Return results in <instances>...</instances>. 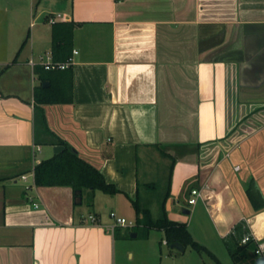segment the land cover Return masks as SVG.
Here are the masks:
<instances>
[{
  "label": "crops",
  "instance_id": "1",
  "mask_svg": "<svg viewBox=\"0 0 264 264\" xmlns=\"http://www.w3.org/2000/svg\"><path fill=\"white\" fill-rule=\"evenodd\" d=\"M75 49L73 101L37 105L41 62ZM59 139L119 189L92 193L98 223L71 185L26 188ZM249 183L264 198V0H0V264H185L135 199L153 219L188 208V227L201 203L220 238L245 221L264 239ZM128 204L135 225L110 229Z\"/></svg>",
  "mask_w": 264,
  "mask_h": 264
},
{
  "label": "trees",
  "instance_id": "2",
  "mask_svg": "<svg viewBox=\"0 0 264 264\" xmlns=\"http://www.w3.org/2000/svg\"><path fill=\"white\" fill-rule=\"evenodd\" d=\"M70 54L66 55V59ZM70 68L67 69H44L41 73V82L34 88V100L37 105L47 103L73 101V85ZM48 82V85H43ZM65 147L58 153L41 159L34 167V181L36 185H71L73 188L75 204L82 203L84 193L96 189L114 194L119 189L108 182L103 173L93 164L82 158L73 147L58 140ZM247 193L255 208L264 206V198L259 189L253 183H249ZM137 215H144V224L149 227H161L165 232L168 245L180 242L185 247L191 245L198 251H206L214 255L205 245L194 239L186 223L171 221L164 215L160 219H153L148 208L142 207L137 199L133 201ZM138 220L139 217H138ZM140 222L138 221L137 224ZM249 232L246 222H238L233 230L224 238L229 254L236 264H264V257L255 253L256 243L250 240L241 243V237ZM215 256V255H214ZM216 264H223L217 257Z\"/></svg>",
  "mask_w": 264,
  "mask_h": 264
},
{
  "label": "rangeland",
  "instance_id": "3",
  "mask_svg": "<svg viewBox=\"0 0 264 264\" xmlns=\"http://www.w3.org/2000/svg\"><path fill=\"white\" fill-rule=\"evenodd\" d=\"M43 156H45V153L41 154L39 150H37L36 158H41ZM99 193L103 197L106 196L102 192H99ZM77 205L80 207L82 206L86 217H88V215L90 214L89 212H94L96 205H95V198H93L92 192L85 191L82 203H79ZM105 205H106L105 206L106 209L104 210H106V212L109 214L110 207L107 203H105ZM199 205H200V208H199L200 212L194 218V221L192 222L191 226L188 227V229H190L191 233L194 234V235L192 234L194 239L197 240L199 243L205 245L208 249H210V251H212V253L215 256L204 250L198 251L195 248H193L191 245H188L186 250L183 253L179 252L181 257L184 259L185 264H216V261H217L216 257L223 264H236L228 252L224 239L218 236L216 227L214 226L209 216L206 214L204 207L202 206L201 203ZM102 207L105 208L104 205H102ZM128 210L130 211L129 213L122 212L121 210H119V212L126 214L129 220L134 219L135 210L131 204L130 205L128 204ZM87 220L90 221V219H87ZM142 236H143V233L141 232L139 233L138 237L130 238V235H129L128 236L129 245L134 249L144 248L145 245L143 242L144 240H142L143 239ZM161 240L162 238L159 239L158 241L159 243L157 244V246L163 248V251L170 250L171 249L170 245L167 246V245L162 244Z\"/></svg>",
  "mask_w": 264,
  "mask_h": 264
},
{
  "label": "built area",
  "instance_id": "4",
  "mask_svg": "<svg viewBox=\"0 0 264 264\" xmlns=\"http://www.w3.org/2000/svg\"><path fill=\"white\" fill-rule=\"evenodd\" d=\"M60 18H64V16L61 13H55V14H51L48 16V21L50 23H55L58 21V19ZM74 53H77V50L75 49L73 51V54H71L70 56H68L65 60L62 61H54L52 59L49 60H45L42 61L41 64L45 69H52V70H56V69H67L69 67H72V65L74 64ZM31 64H35V61L30 60ZM40 147H38L39 149ZM33 176H34V171H33ZM23 179H27V175L23 174L22 175ZM35 182L33 184H28L26 186L27 189H31L35 187ZM191 197L189 198V202L190 203H196L199 199V197L202 196V190L198 189V188H194L191 190ZM32 200V197H31ZM36 207L39 206V203L34 202L33 203ZM110 216L113 218V223L109 226L110 229L114 230L117 226H134L135 222L132 220L127 219L125 216H121L119 214H117L116 212L112 211L110 213ZM90 219L89 222L91 223H98V217L96 214L90 213L88 215V217L85 216L84 220ZM250 240H254L256 243V248H255V253H257L260 256H264V239H261L259 237H257L256 235H254L252 232H246L240 239L241 243H246ZM165 243L166 240L164 241Z\"/></svg>",
  "mask_w": 264,
  "mask_h": 264
},
{
  "label": "water",
  "instance_id": "5",
  "mask_svg": "<svg viewBox=\"0 0 264 264\" xmlns=\"http://www.w3.org/2000/svg\"><path fill=\"white\" fill-rule=\"evenodd\" d=\"M212 46H211V49L210 51H212V54H217L219 53V49H220V46H219V41L217 42V38H214L213 41H212ZM243 43V47H244V50L245 52L247 53L249 51L248 49V45H249V36H245L242 40ZM242 42L239 43L240 45H242ZM243 64V63H242ZM241 64V65H242ZM49 83L48 82H44L43 85H48ZM64 148V145L62 144H55L54 147H53V150L54 152L58 153L60 152L62 149ZM173 214V213H172ZM189 214V209L188 208H183L179 215H181L182 217H177L176 215L174 216H171V213H169V220L171 221H175V222H179V223H186V216ZM137 233L133 232L132 235L135 236ZM171 247H174V248H177L181 251H183L185 249V246L180 243V242H173L171 244Z\"/></svg>",
  "mask_w": 264,
  "mask_h": 264
}]
</instances>
